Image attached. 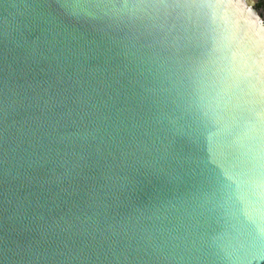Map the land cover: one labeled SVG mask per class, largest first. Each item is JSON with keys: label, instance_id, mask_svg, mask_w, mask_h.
Returning a JSON list of instances; mask_svg holds the SVG:
<instances>
[{"label": "water", "instance_id": "water-1", "mask_svg": "<svg viewBox=\"0 0 264 264\" xmlns=\"http://www.w3.org/2000/svg\"><path fill=\"white\" fill-rule=\"evenodd\" d=\"M0 264H264V0H0Z\"/></svg>", "mask_w": 264, "mask_h": 264}]
</instances>
